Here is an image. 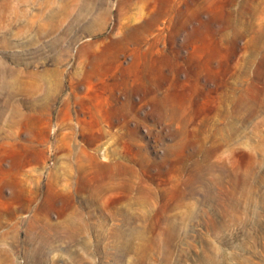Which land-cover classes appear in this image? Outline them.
I'll return each mask as SVG.
<instances>
[{
	"label": "rangeland",
	"instance_id": "1",
	"mask_svg": "<svg viewBox=\"0 0 264 264\" xmlns=\"http://www.w3.org/2000/svg\"><path fill=\"white\" fill-rule=\"evenodd\" d=\"M0 264H264V0H0Z\"/></svg>",
	"mask_w": 264,
	"mask_h": 264
}]
</instances>
